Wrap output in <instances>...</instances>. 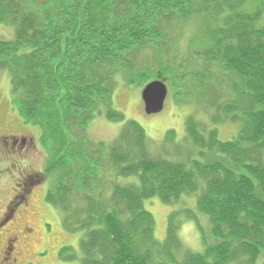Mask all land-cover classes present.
<instances>
[{
    "label": "trees",
    "instance_id": "1",
    "mask_svg": "<svg viewBox=\"0 0 264 264\" xmlns=\"http://www.w3.org/2000/svg\"><path fill=\"white\" fill-rule=\"evenodd\" d=\"M263 18L264 0H0V23L13 26L0 39L11 100L53 141L40 174L45 200L66 230L80 232L79 255L63 246L60 259L264 264ZM155 51L169 67L154 71L169 85V69L187 103L206 112L188 115L181 137L168 129L158 143L111 101L114 73L146 80ZM100 112L122 122L108 143L87 137ZM224 122L236 130L221 139ZM154 197L174 206L189 197L195 206L169 212L162 241L144 205ZM181 214L195 221L202 251L182 243Z\"/></svg>",
    "mask_w": 264,
    "mask_h": 264
},
{
    "label": "rangeland",
    "instance_id": "2",
    "mask_svg": "<svg viewBox=\"0 0 264 264\" xmlns=\"http://www.w3.org/2000/svg\"><path fill=\"white\" fill-rule=\"evenodd\" d=\"M262 22L264 23V18ZM12 36L13 26L0 23V39ZM173 40L177 41V38L174 37ZM175 49L174 44L170 43L168 53H174ZM145 51L148 55L152 53L150 49ZM153 55L155 57L147 68L154 71L159 66L169 67L158 61L156 51ZM177 55L185 56L181 46ZM162 69L171 77V81L164 108L158 113H146L141 99V89L147 81L154 78L153 74H157L155 71L146 80L140 78L136 83L127 82L120 73H114L115 84L112 90L113 106L122 111L125 119H133L141 124L154 143L161 141L168 129L175 130L177 136L181 137L188 115L196 113L195 116L198 118L206 116V112L203 113L195 104L187 103L184 99L189 97H185L186 88L179 83L176 75L167 72L169 70L167 68ZM130 75L131 73H128L127 77ZM17 108L11 100L10 73L0 69V214L15 193L16 183L25 175L40 178L48 160V152H53L52 138L49 139V136L43 140L40 128L25 122ZM121 125L122 122L108 119L103 112L97 113L87 124V137L93 141L111 142L117 136ZM217 129L219 137L226 139L236 130V125L229 122L218 123ZM39 180L35 179L29 183L26 205L22 204L21 207L19 205L11 223L7 225L8 233H15L18 237L16 247L19 254L13 264H80L79 259L68 261L58 256V251L63 246L69 247L79 255L80 232L68 231L63 227L59 209L45 200L48 179L43 175ZM144 205L153 215L154 235L159 241L165 238L167 218L171 210L176 207L193 210L195 207L192 198L189 197H185L179 206L163 203L157 197L145 200ZM197 215L201 227L206 231L208 226L206 218ZM186 217L183 214L179 216L178 235L186 248L193 252L202 251L204 246L201 233L195 221ZM261 262L262 260L258 259L256 264Z\"/></svg>",
    "mask_w": 264,
    "mask_h": 264
},
{
    "label": "flooded vegetation",
    "instance_id": "3",
    "mask_svg": "<svg viewBox=\"0 0 264 264\" xmlns=\"http://www.w3.org/2000/svg\"><path fill=\"white\" fill-rule=\"evenodd\" d=\"M33 181L34 177L31 175L23 176L16 183L17 187H15V193L7 203V206H5L6 208H4L0 214V264H13L17 261L19 253L17 251L16 242L18 237L15 233H8L7 225L11 223L14 213L18 211L19 205L20 207L22 204L26 205V191Z\"/></svg>",
    "mask_w": 264,
    "mask_h": 264
},
{
    "label": "water",
    "instance_id": "4",
    "mask_svg": "<svg viewBox=\"0 0 264 264\" xmlns=\"http://www.w3.org/2000/svg\"><path fill=\"white\" fill-rule=\"evenodd\" d=\"M167 86L162 79H153L145 84L141 91L146 113H156L162 110Z\"/></svg>",
    "mask_w": 264,
    "mask_h": 264
}]
</instances>
